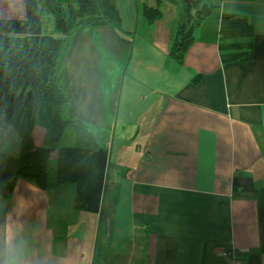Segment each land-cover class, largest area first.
<instances>
[{
    "label": "crops",
    "instance_id": "obj_1",
    "mask_svg": "<svg viewBox=\"0 0 264 264\" xmlns=\"http://www.w3.org/2000/svg\"><path fill=\"white\" fill-rule=\"evenodd\" d=\"M210 2L182 65L167 2L147 25L138 7L157 0H118L122 32L69 37L58 84L99 147L68 184L18 176L20 139L0 111V226L47 264H224L229 249L264 264V0ZM44 31L38 0H0V33Z\"/></svg>",
    "mask_w": 264,
    "mask_h": 264
},
{
    "label": "trees",
    "instance_id": "obj_2",
    "mask_svg": "<svg viewBox=\"0 0 264 264\" xmlns=\"http://www.w3.org/2000/svg\"><path fill=\"white\" fill-rule=\"evenodd\" d=\"M157 1L155 7L140 5L138 17L151 25L163 18L162 3L176 8L168 57L182 65L198 28L215 5L210 0ZM38 2L43 34L0 33V111L20 139L18 176L46 190L68 184L71 171L99 147L58 84L68 39L83 26L123 30L118 0ZM193 80L198 82L200 76ZM37 127L44 130L41 145L34 138ZM53 153L56 167L50 171Z\"/></svg>",
    "mask_w": 264,
    "mask_h": 264
},
{
    "label": "clouds",
    "instance_id": "obj_3",
    "mask_svg": "<svg viewBox=\"0 0 264 264\" xmlns=\"http://www.w3.org/2000/svg\"><path fill=\"white\" fill-rule=\"evenodd\" d=\"M0 264H47L36 252L22 229L7 221L0 226Z\"/></svg>",
    "mask_w": 264,
    "mask_h": 264
},
{
    "label": "built area",
    "instance_id": "obj_4",
    "mask_svg": "<svg viewBox=\"0 0 264 264\" xmlns=\"http://www.w3.org/2000/svg\"><path fill=\"white\" fill-rule=\"evenodd\" d=\"M224 257V264H243L242 258L237 256L232 249L222 251Z\"/></svg>",
    "mask_w": 264,
    "mask_h": 264
},
{
    "label": "rangeland",
    "instance_id": "obj_5",
    "mask_svg": "<svg viewBox=\"0 0 264 264\" xmlns=\"http://www.w3.org/2000/svg\"><path fill=\"white\" fill-rule=\"evenodd\" d=\"M11 130L14 132V130L12 128H11ZM36 132L37 133H40V134H43L44 133V130L42 128H40V127H37L36 128ZM14 134H15V132H14ZM55 158H56V153H53L52 154V157H51V162H50V171L52 170V168L55 169V167H56V165H55Z\"/></svg>",
    "mask_w": 264,
    "mask_h": 264
}]
</instances>
